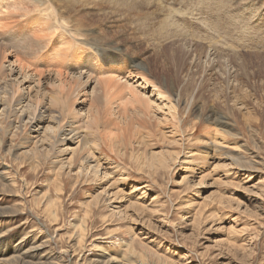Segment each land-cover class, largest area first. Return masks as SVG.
I'll return each instance as SVG.
<instances>
[{
    "label": "rangeland",
    "instance_id": "374dc122",
    "mask_svg": "<svg viewBox=\"0 0 264 264\" xmlns=\"http://www.w3.org/2000/svg\"><path fill=\"white\" fill-rule=\"evenodd\" d=\"M17 1L0 0V31L17 20L19 26L4 40L10 53L2 60L5 66L17 57L45 71L51 69L45 68L46 63L55 58L52 46L69 52L84 49L70 39H83L75 28L69 38L55 24L53 13L65 11L70 0H19L23 6ZM24 9L27 16L22 14ZM98 9L78 6L61 19L69 33L70 22L83 24L85 33L101 32L98 43L104 47L91 71L103 94L89 110L99 105L101 117L92 126L86 146L76 150L72 164L77 165V159L92 148L101 164L116 169L103 165L102 172L109 173L106 177L90 176L85 181L76 179L72 167L64 168L58 180L51 160L60 152L45 161L42 158L38 166L21 162L30 146L20 136L13 140L10 154H4V144L0 146V263L17 254L20 242L21 253L31 250L24 260L10 263L104 264L112 256V264H264V0H127L118 7L106 2ZM10 13L15 17L9 18ZM27 17L26 27L20 26ZM161 22L166 24L163 32ZM25 28L36 35L24 44L28 51L18 37ZM43 44L49 47L42 48ZM126 44L136 55L125 49ZM178 46L182 53L177 59L165 50ZM159 48L161 63L153 57ZM149 56L152 65L157 60L153 78L145 69L130 65L132 61L143 64ZM13 78L16 75L8 80ZM16 79L23 98L37 93L48 106V96H56L46 85L30 89L34 79ZM77 98L63 100L69 121L88 116L89 97L79 94ZM47 114L39 135L49 124ZM160 131L164 136H159ZM38 133L31 130L30 135ZM142 135L144 144L139 146ZM69 139L73 144L57 147L63 149L62 162L69 160L76 147L77 140ZM4 141L9 144V137ZM151 152L164 153L171 169L151 167ZM189 154L196 160L186 165L182 161ZM243 160L256 165L239 170L234 161ZM132 186L148 188L144 210L132 205L139 195ZM115 190H120L121 200L111 207L90 202ZM139 241L148 248L141 249Z\"/></svg>",
    "mask_w": 264,
    "mask_h": 264
},
{
    "label": "bare ground",
    "instance_id": "6f19581e",
    "mask_svg": "<svg viewBox=\"0 0 264 264\" xmlns=\"http://www.w3.org/2000/svg\"><path fill=\"white\" fill-rule=\"evenodd\" d=\"M17 1V0H16ZM22 1V0H21ZM26 1V0H25ZM22 1V2H25ZM33 0L29 1L27 0V2H32ZM35 1V0H34ZM37 1V0H36ZM71 1V5H69L65 11H56L53 13L56 17H54L55 19V24H57V27H60L65 33H67L68 37L70 36V34L72 35L73 33V28H75V31L78 32V34L80 36L83 37V39H76L74 37L70 38L74 44H77L76 46L79 47H83L84 49H75L74 52H69L68 50H64L63 48L60 47H53L52 49L54 51V57L53 61L51 62H47L46 63V67L45 68H51V69H46L45 71L40 70L37 71V67L36 64L33 63V61L31 60H26L25 63H22L19 59H17V57H15V59L13 60V63H10L8 66H5L2 62V60L4 58H6L7 55H9L10 53H8L7 49H5V45H4V40L7 37V35L11 34V36L14 35V27H19L16 26V23H18V20L16 21L14 26L8 27L6 25L1 27V31H0V146L2 147L3 144L5 145L6 148V152H4L5 155L10 154V152H12V149L14 150L15 145L12 144L13 140L15 139V137L20 136V140H24L25 144H29L30 149L26 150L23 152L22 157H21V162L22 160L25 161H30L33 163H38L39 166V162L40 160H42V158L45 160H47L48 158L50 159V155L53 152H60L57 153L55 159L51 160V164H53L54 166V174L55 177L58 179L59 175L61 174V171L64 168H73V170H76V179L78 180L80 179H84L86 177H90V176H94L95 179H98L100 177L104 178L106 177L109 173H107L106 171L103 170L102 172V167L103 165H105V167L108 168V170L110 171H114L116 168L115 167H110L109 164L106 163H102L101 161L95 156L94 151L91 149L86 150V152L80 156L77 159V165L72 164V161H74V158L76 156V150H81L86 146L87 144V137L91 135V129L92 126L94 124H96L100 117H101V110L94 106L93 109L90 110V108L92 107V104L97 102V100H99L102 96V90L100 88L101 83L100 81H95L91 75V71L92 68L95 67V64H97L98 60V56L101 55V53L104 51V49H102V47L100 46V44L98 43V41L102 40L101 38L103 37V35L101 34V32H97V33H92L90 34L89 32L85 33L81 31L82 25L80 23L77 22H70V25L67 24L66 27H68L69 30H71V32H67L65 30V27L63 26V24L61 23V19L63 18L64 15H67V13H69L70 11L76 9L78 6H84V7H95L94 11L98 12V8H100L104 3L106 2H110L112 3L115 7H118L120 5H125L127 0H70ZM130 1V0H129ZM136 1V0H134ZM153 1V0H152ZM227 1V0H226ZM248 1V0H247ZM19 3V0L17 1ZM44 2V1H43ZM17 3V4H18ZM38 3V2H37ZM46 2H44V4H46ZM239 3V2H238ZM16 4V5H17ZM28 4V3H26ZM241 4V3H240ZM20 5V3H19ZM25 5V4H23ZM22 4L20 6H23ZM35 5V3L33 4ZM49 5V4H48ZM109 5V4H108ZM140 5V4H139ZM138 5V6H139ZM245 5V4H244ZM19 6V7H20ZM27 6V5H26ZM25 6V7H26ZM37 6H41L38 5ZM37 6H35L37 8ZM43 6V4H42ZM47 6V5H44ZM110 6V5H109ZM144 6V5H143ZM225 6V5H224ZM24 7V8H25ZM29 7V5H28ZM48 7V6H47ZM130 8V6H128ZM134 7V6H133ZM137 7V6H135ZM134 7V8H135ZM23 8V7H22ZM27 8V7H26ZM25 8V9H26ZM39 8V7H38ZM41 8V7H40ZM46 8V7H43ZM80 8V7H79ZM83 8V7H81ZM114 8V7H113ZM128 8V9H129ZM23 11V15L27 16V12L28 10ZM84 9V8H83ZM88 9V8H87ZM91 9V8H90ZM137 9V8H136ZM139 9V8H138ZM237 9V8H236ZM235 9V10H236ZM245 9V8H244ZM22 10V9H21ZM47 10V8L45 9V11ZM52 10V9H51ZM111 10V9H110ZM20 11V10H19ZM17 11V12H19ZM27 11V12H26ZM44 11V13H45ZM100 11V10H99ZM105 11V10H104ZM121 11V10H120ZM119 11V12H120ZM142 11V10H141ZM226 11V10H225ZM14 12V11H13ZM21 12V11H20ZM86 12V10H85ZM109 12V10H108ZM127 12V11H126ZM131 12V11H130ZM144 12V11H143ZM87 13V12H86ZM91 13V12H88ZM103 13V12H102ZM112 13V12H111ZM116 13V12H115ZM121 14L123 13V16L127 15V13L124 15V12H120ZM134 13V12H133ZM19 14V13H18ZM79 14V13H78ZM98 14V13H96ZM105 14V13H104ZM103 14V15H104ZM118 14V13H117ZM137 14V13H136ZM136 14H134L133 16H135ZM145 14V13H144ZM143 14V15H144ZM13 13H10L9 18H14L15 14L13 16ZM46 15V14H44ZM109 15V14H108ZM114 15V14H113ZM85 16V15H84ZM111 16V15H110ZM132 16V14H131ZM7 18V17H5ZM105 18V17H104ZM103 18V20H104ZM115 18V17H114ZM128 18V17H126ZM239 18V17H238ZM235 19V17H234ZM4 20V19H3ZM23 20V19H22ZM29 18L27 17V19L25 18V20H23L22 22H20V26L26 27V24L28 23ZM107 20V19H106ZM119 21V19H117ZM124 20V19H123ZM120 20V21H123ZM137 20V19H136ZM134 20V21H136ZM237 20V18H236ZM42 21V20H41ZM108 21V20H107ZM131 21V18H130ZM242 21V20H241ZM54 22V21H53ZM102 22V21H101ZM100 22V23H101ZM112 22V21H111ZM140 22V21H139ZM142 22V21H141ZM146 22V21H145ZM106 23V21H105ZM104 23V24H105ZM108 23V22H107ZM119 23V22H118ZM133 23V22H131ZM135 23V22H134ZM133 23V24H134ZM53 23V25H55ZM85 24L88 26H91L89 23L85 22ZM125 24V23H123ZM132 24V25H133ZM139 24V23H137ZM110 25V23H109ZM121 25V23H120ZM165 25L163 22H161V30L162 32L164 31ZM97 26V25H96ZM106 26V25H105ZM112 26V25H111ZM122 26V25H121ZM126 26V25H125ZM124 26V28H125ZM142 26V25H141ZM144 26V25H143ZM48 27V26H47ZM56 27V25H55ZM86 29H90L87 28ZM99 27V26H98ZM97 27V28H98ZM101 27V26H100ZM12 28V29H11ZM58 28V29H60ZM94 28V27H92ZM91 28V29H92ZM96 28V29H97ZM116 28V27H115ZM127 28V27H126ZM243 28V27H242ZM101 29V28H100ZM138 29V28H137ZM151 29V28H150ZM42 30V29H41ZM48 30V29H47ZM99 30V29H98ZM103 30V29H102ZM106 30V29H105ZM117 30V29H116ZM126 29H124L125 31ZM141 30V29H140ZM154 30V29H153ZM156 30V29H155ZM52 31V29H51ZM85 31V29H84ZM93 31V30H92ZM121 31V30H120ZM129 31V30H128ZM148 31V30H147ZM158 31V30H157ZM235 31V30H234ZM108 33V31H106ZM123 32V29L122 31ZM127 32V31H126ZM140 32V31H139ZM64 33V34H65ZM112 33V32H111ZM115 33V32H114ZM113 33V34H114ZM143 33V30H142ZM150 33V31H149ZM157 34L160 32H156ZM100 34L102 36H100ZM110 34V32H109ZM117 34V32H116ZM125 34V33H124ZM129 34V33H128ZM107 35V34H105ZM144 35V34H143ZM165 38L166 37V34ZM178 35V34H177ZM10 36V37H11ZM35 37L36 35L33 32H28L25 31L22 32V35L18 36L19 37V42L22 43V47L25 49L24 44L26 43L28 37ZM113 36V35H112ZM115 36V35H114ZM113 36V37H114ZM118 36V35H117ZM124 36V35H123ZM125 36H128L125 34ZM124 36V37H125ZM130 36V35H129ZM133 36V35H132ZM132 36L130 37V39H132ZM140 36V35H139ZM181 36V35H180ZM136 37V36H135ZM145 37V36H144ZM151 37V36H150ZM177 37V36H176ZM109 38V37H108ZM119 38V36L117 37ZM116 38V39H117ZM127 38V37H126ZM142 38V37H140ZM169 38V37H168ZM181 37H179L180 39ZM190 38V37H189ZM33 39V38H32ZM114 39V38H113ZM129 37L126 39L127 42ZM136 39V38H133ZM132 39V41L135 43V41ZM149 39V38H148ZM163 41L165 40L164 38H161L160 40ZM138 40V38H137ZM170 40V39H167ZM33 41V40H32ZM99 41V42H100ZM118 41V40H117ZM121 41V40H120ZM119 41V42H120ZM68 42V41H67ZM122 42V41H121ZM131 42V43H133ZM138 42V41H137ZM136 42V43H137ZM148 42V41H147ZM161 42V41H160ZM177 42V41H176ZM28 43V42H27ZM64 43V42H63ZM104 43V42H102ZM107 44V42H105ZM113 43V42H112ZM125 43V42H124ZM146 43V42H145ZM149 43V42H148ZM153 43L155 44V42L153 41ZM178 43V42H177ZM250 43V41L248 42ZM105 44V45H106ZM109 44V43H108ZM107 44V45H108ZM118 44V43H117ZM138 44V43H137ZM140 44V43H139ZM147 44V43H146ZM145 44V45H146ZM160 44V43H159ZM165 44V43H164ZM168 44V43H167ZM185 44V43H184ZM192 43H190V46ZM30 45V44H29ZM44 45V44H43ZM104 45V46H105ZM106 45V46H107ZM111 45V44H109ZM121 45V43H120ZM118 45V46H120ZM127 45V44H126ZM130 45V44H129ZM134 45V44H133ZM132 45V46H133ZM148 45V44H147ZM158 45V43L156 44ZM155 45V46H156ZM163 45V44H162ZM172 45V44H171ZM176 45V44H175ZM173 45V46H175ZM198 45V44H197ZM47 45H44L42 48H47ZM112 46V45H111ZM115 46V45H114ZM116 46V47H118ZM123 46V45H121ZM137 46V45H136ZM140 46V45H139ZM142 46V45H141ZM167 46V45H166ZM186 46V45H185ZM27 47V46H26ZM49 47V46H48ZM129 46L127 45L126 48H128ZM135 47V46H134ZM147 47V46H146ZM145 47V48H146ZM164 47V46H163ZM179 48H169V49H165L166 51L168 50V53L171 54V56L176 55V59L180 57L181 53H182V49L180 48V46H178ZM201 47V46H200ZM29 48V47H28ZM26 48V49H28ZM41 48V49H42ZM104 48V47H103ZM110 48V47H109ZM140 48V47H137ZM158 48V47H157ZM197 48V47H196ZM202 48V47H201ZM22 49V48H21ZM25 51H28L26 50ZM118 49V48H117ZM124 49V50H125ZM130 49V47H129ZM128 49V50H129ZM133 49V48H132ZM154 49H156L154 47ZM188 49V48H187ZM114 50V48H113ZM119 50V49H118ZM117 50V51H118ZM127 50V51H128ZM131 50V49H130ZM129 50V51H130ZM134 50V49H133ZM136 50V49H135ZM145 50V49H144ZM147 50V49H146ZM163 50V52L165 51ZM203 50V49H202ZM208 50V49H206ZM213 50V49H211ZM31 51V49H30ZM107 51V50H106ZM109 51V50H108ZM132 51V50H131ZM155 51V50H154ZM190 51V50H189ZM11 52V51H10ZM23 52V51H22ZM121 52V51H120ZM134 53V51H132ZM137 52V51H135ZM151 52V51H150ZM153 52V49H152ZM156 52V51H155ZM161 50L159 48V50H157L156 54L153 57H159L157 60L160 61V63L163 61L160 56H161ZM124 53V52H123ZM126 53V52H125ZM143 53V50H142ZM148 53V51H147ZM199 53V52H198ZM213 53V52H212ZM32 54V53H31ZM63 54H67V58L64 59L63 58ZM127 54V53H126ZM132 54V53H131ZM136 55V53H134ZM133 54V56H134ZM151 54V53H150ZM141 55V54H139ZM145 55V54H144ZM13 56V55H12ZM30 56V55H28ZM210 56V55H209ZM215 56V55H214ZM14 57V56H13ZM141 58H143L141 56ZM140 58V60H141ZM146 58V57H144ZM151 57H147L145 59V61L143 62V64L137 62V61H132L130 63L131 66L136 67V68H140L141 71L142 69H145L150 76L153 78V75L155 73V70H157V60L153 61V65L149 62V59ZM215 58V57H214ZM155 58H152V60H154ZM213 59V58H212ZM143 60V59H142ZM151 60V59H150ZM82 62V65L80 66V63ZM145 63V64H144ZM12 64V66H11ZM210 64V63H209ZM14 65L16 68H14ZM67 65H74L77 66L74 69L72 68H68ZM39 66V65H38ZM40 68V67H39ZM139 70V69H138ZM33 71V72H31ZM144 73V72H143ZM146 74V73H145ZM144 74V75H145ZM16 78H20L25 80L26 77H29L30 79H34V80H30L31 83H33V85L30 87V89L32 88H37L39 89L42 85H46L49 86L51 88H53L56 91V96L52 97V96H48V106H45L41 103V99L39 97H37V93H36V97L34 96H27L26 98L21 97L20 95V87H19V82L16 78H13L12 80H8L10 77L15 76ZM139 75V74H138ZM141 75V73H140ZM146 76V75H145ZM148 76V75H147ZM97 77V76H96ZM149 77V76H148ZM115 80V79H114ZM114 80L111 82L113 83ZM8 81V82H7ZM103 81V80H102ZM104 84V82L102 83V85ZM116 84V83H115ZM122 84V83H121ZM127 84V82H126ZM125 84V85H126ZM120 85V84H119ZM124 85V86H125ZM108 86V84H107ZM127 86V85H126ZM104 87V86H103ZM102 87V89H103ZM106 88V86H105ZM108 89V87H107ZM115 89V88H114ZM38 91V90H37ZM42 92V91H41ZM40 92V93H41ZM105 92V90H104ZM72 93V94H70ZM79 94H83V95H87L90 99V104H89V109L87 111L88 116H85V118L83 119V117L81 116H76V117H72L69 119H72L71 121H69L66 117L68 115H70V113H66L64 111V105L66 103V101H63L64 99H66L67 97H72V99L77 100L78 95ZM85 100V99H84ZM83 100V101H84ZM82 101V102H83ZM99 103V102H98ZM101 104V103H99ZM48 113L47 115L49 116V121H48V125L44 128V131L42 132L41 135H39L38 131L41 129L40 128V122L43 121L45 114ZM67 114V116H65ZM216 120L220 123L225 124V120H221L220 116H216ZM137 126V125H136ZM139 127V126H137ZM135 126H133V130H135ZM140 129V127H139ZM31 130H36V133H38V135L33 136L30 135ZM138 132V131H137ZM141 132V130H140ZM136 134V133H135ZM134 134V135H135ZM38 136H40L38 138ZM159 136H164L163 132H159ZM9 137V144H7V141H4V139H7ZM73 138L76 139V147L74 148V150L71 152V157L69 158V160L67 162H62L59 158H60V154L63 151V149L58 150L57 147L61 144V146H67L68 144H70L72 142V139L69 138ZM136 137V136H135ZM139 137V136H138ZM143 138L144 136L142 135V141L140 140V142H137V145L142 146L143 143ZM73 144V142H72ZM128 145H130V148L132 143L128 142ZM56 149V150H55ZM163 155L164 153H150L151 156V167H160L162 169L165 170H169L170 168V164L167 163L166 160L163 159ZM190 156L186 157L184 160L186 161H182L184 164L186 165H190V163L192 161H195L196 159L193 158V154H189ZM57 159V160H56ZM176 160L175 156L174 158H172V161ZM29 162V163H30ZM43 162V161H42ZM174 162V161H173ZM176 162V161H175ZM181 162V163H182ZM41 163V162H40ZM173 164V163H172ZM234 164H236L237 166H239V170H251L249 169V166H254L256 165L254 161H234ZM33 165V164H32ZM37 165V164H36ZM35 165V166H36ZM192 170V169H191ZM71 172V171H69ZM102 172V173H101ZM192 172V171H191ZM237 172H233L231 173L232 175H236ZM61 176V175H60ZM185 179L184 177L182 178V180ZM59 180V179H58ZM85 180V179H84ZM75 181V179H74ZM80 181V180H79ZM86 181V180H85ZM77 182V181H75ZM83 183V181H82ZM148 186V185H147ZM133 191L132 192H138L139 195H135L134 199H133V203L132 205H134L136 208H139L140 210H144L147 206H144L143 204V200L145 201V199H143L148 190V188L146 186H132ZM131 192V193H132ZM120 194V190H115L112 193H108L107 196L106 194H104L103 197L101 198H97L100 197V195H96L97 197H95L94 199L90 200V202L92 201L96 206H100V203L107 205V208L110 206L111 207V203L114 204L115 201H119L121 200V198L119 197ZM137 196V197H136ZM106 198V199H105ZM147 200V199H146ZM150 203V202H149ZM157 204V203H156ZM94 206V205H92ZM115 208V206H114ZM118 209L121 208V206L117 207ZM154 208V207H153ZM113 209V208H112ZM116 209V208H115ZM112 211V210H111ZM121 212V210H119L117 213L119 214ZM194 218V217H193ZM196 220V219H195ZM197 222V221H196ZM4 237V236H3ZM137 237V236H135ZM134 237V238H135ZM131 240L133 241V239L131 238ZM130 240V243H132V241ZM20 243V242H19ZM18 243V247H19V251L17 252V254L13 255V257L10 260H5L0 264H13L10 263L12 261H19V259H23L26 257V253H21V249L22 246H19ZM140 243V247L141 249H145V246L147 244H143L141 241H139ZM80 244V243H79ZM146 248H148V246H146ZM31 250V249H30ZM29 250V251H30ZM34 250V249H32ZM128 250V249H126ZM23 252V251H22ZM129 252V251H128ZM3 253V250H0V255ZM35 254V253H34ZM136 254V253H135ZM156 254V253H154ZM149 255V254H148ZM161 255V254H160ZM160 255L159 258H160ZM34 256V255H33ZM31 257V256H30ZM109 257V255H108ZM150 257V256H149ZM152 257V256H151ZM115 259L111 257H109V259H107V261L103 262L104 264H112L114 263ZM160 260V259H159ZM149 262V261H148ZM136 263V262H134ZM133 263V264H134ZM75 264H78V261L75 262ZM128 264V263H127ZM143 264V263H141ZM146 264V262H145Z\"/></svg>",
    "mask_w": 264,
    "mask_h": 264
}]
</instances>
